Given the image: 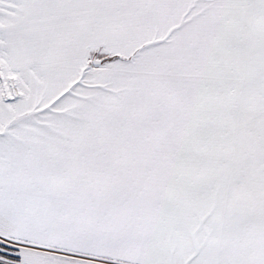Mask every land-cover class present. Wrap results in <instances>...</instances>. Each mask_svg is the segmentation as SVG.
<instances>
[{
	"label": "snow or ice",
	"instance_id": "6c2138e0",
	"mask_svg": "<svg viewBox=\"0 0 264 264\" xmlns=\"http://www.w3.org/2000/svg\"><path fill=\"white\" fill-rule=\"evenodd\" d=\"M0 264H264V0H0Z\"/></svg>",
	"mask_w": 264,
	"mask_h": 264
}]
</instances>
